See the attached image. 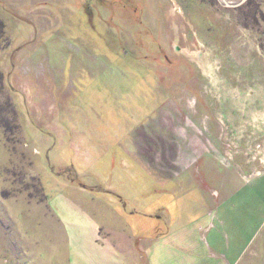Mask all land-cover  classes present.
<instances>
[{
  "label": "rangeland",
  "instance_id": "rangeland-1",
  "mask_svg": "<svg viewBox=\"0 0 264 264\" xmlns=\"http://www.w3.org/2000/svg\"><path fill=\"white\" fill-rule=\"evenodd\" d=\"M240 1L0 0V264H61L91 224L264 264V0Z\"/></svg>",
  "mask_w": 264,
  "mask_h": 264
},
{
  "label": "crops",
  "instance_id": "crops-1",
  "mask_svg": "<svg viewBox=\"0 0 264 264\" xmlns=\"http://www.w3.org/2000/svg\"><path fill=\"white\" fill-rule=\"evenodd\" d=\"M149 207H147L149 212H146H154ZM192 217L195 219L196 213H193ZM142 224L144 223L142 222ZM91 225L92 228L83 229L82 243L69 245V250H65V258L60 260L61 264H185L180 258H175L176 260L172 261L167 257L171 255L175 257L176 252L183 249L188 243L192 244L195 236L191 229L173 230L171 227L165 231L161 238L158 237L160 238H157L158 240L153 236L150 237L151 243L147 244L148 228L141 227L140 230L136 229L133 233H128L125 227L118 230L110 225L106 228L96 224ZM98 230H102L106 235L105 239L102 236L100 238L97 234ZM142 235H146L148 238ZM193 262L196 264V260L190 264ZM232 264L237 263L234 261Z\"/></svg>",
  "mask_w": 264,
  "mask_h": 264
},
{
  "label": "trees",
  "instance_id": "trees-1",
  "mask_svg": "<svg viewBox=\"0 0 264 264\" xmlns=\"http://www.w3.org/2000/svg\"><path fill=\"white\" fill-rule=\"evenodd\" d=\"M15 143V142H14ZM15 147V146H14ZM37 180H38V182H39V179L37 178ZM39 184H40V182H39ZM40 190H41V192H42V195H44L43 196V198L42 199H38V203H45L46 202V204H47V196L44 194V189H43V187H42V185H40Z\"/></svg>",
  "mask_w": 264,
  "mask_h": 264
},
{
  "label": "water",
  "instance_id": "water-1",
  "mask_svg": "<svg viewBox=\"0 0 264 264\" xmlns=\"http://www.w3.org/2000/svg\"><path fill=\"white\" fill-rule=\"evenodd\" d=\"M245 0H241L240 3L244 2ZM227 5V4H226ZM231 6H234V5H231ZM236 6V5H235Z\"/></svg>",
  "mask_w": 264,
  "mask_h": 264
},
{
  "label": "bare ground",
  "instance_id": "bare-ground-1",
  "mask_svg": "<svg viewBox=\"0 0 264 264\" xmlns=\"http://www.w3.org/2000/svg\"><path fill=\"white\" fill-rule=\"evenodd\" d=\"M165 161V160H164ZM132 224V223H131Z\"/></svg>",
  "mask_w": 264,
  "mask_h": 264
}]
</instances>
